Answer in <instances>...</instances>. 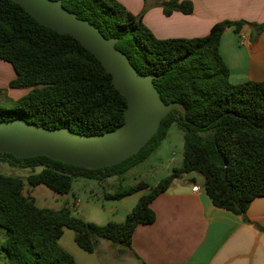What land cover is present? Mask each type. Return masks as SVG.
Here are the masks:
<instances>
[{
	"label": "trees",
	"instance_id": "16d2710c",
	"mask_svg": "<svg viewBox=\"0 0 264 264\" xmlns=\"http://www.w3.org/2000/svg\"><path fill=\"white\" fill-rule=\"evenodd\" d=\"M157 2L165 15L193 10L190 0ZM62 5L104 37H116L115 48L140 73H153L161 99L179 102L184 113L169 111L137 153L111 166L93 169L44 155L19 158L0 152V162L30 171L25 177L0 172V227L6 231L1 248L7 264H77L59 243L64 227L73 230L75 242L87 252L94 251L100 238L121 251L130 247L135 227L155 219L150 203L186 173L201 174L213 205L238 215L245 214L254 198L264 196V81L232 83L219 51L226 29L237 32L250 25L257 34L264 22L224 19L204 36L160 39L141 14H133L118 0H62ZM0 60L15 73L8 87L29 88L10 108L0 107V120L23 118L87 135L113 130L124 120L126 99L100 61L71 35L41 25L12 0H0ZM173 124L183 137L180 165L153 186L139 180L103 194L119 200L147 189L121 222L86 221L65 205L38 207L23 193L25 184H43L66 194L75 178L121 175L145 161Z\"/></svg>",
	"mask_w": 264,
	"mask_h": 264
},
{
	"label": "crops",
	"instance_id": "0c3cea01",
	"mask_svg": "<svg viewBox=\"0 0 264 264\" xmlns=\"http://www.w3.org/2000/svg\"><path fill=\"white\" fill-rule=\"evenodd\" d=\"M118 1L133 14H141L144 24L160 39L204 36L213 24L224 19L264 22V0H190L191 13L173 11L170 15L163 13L157 0ZM219 51L232 83L264 81V28L257 34L250 25H244L237 32L233 28L226 29L220 38ZM0 69L4 70L0 77L7 74L0 79L3 81L0 91L5 92L7 99L15 100L20 92L1 89H6L15 76L13 68L0 60ZM193 174L174 179L150 203L155 219L135 227L130 247L121 251L119 245L100 238L94 251L87 252L75 242L73 230L67 227L59 239L60 245L77 264H264V196L254 198L245 214L238 215L214 206L203 182ZM145 175L139 174L134 182L146 181ZM107 178L95 180V185L86 187V193L100 199L105 192H113L114 189L105 186ZM72 187L71 208L76 210L80 202ZM146 191L119 200L104 198L101 206L85 202L83 206L88 210L85 214L78 213V217L95 223L103 222L91 217L102 218L104 223L121 222Z\"/></svg>",
	"mask_w": 264,
	"mask_h": 264
},
{
	"label": "water",
	"instance_id": "95a60500",
	"mask_svg": "<svg viewBox=\"0 0 264 264\" xmlns=\"http://www.w3.org/2000/svg\"><path fill=\"white\" fill-rule=\"evenodd\" d=\"M12 1L41 25L71 35L90 51L110 73L126 106L123 122L100 134H82L68 127L48 128L23 118L0 120V152L19 158L44 155L93 169L111 166L137 153L169 111L179 109L184 113L179 102L165 103L161 99L153 73H140L126 54L115 48L116 37H104L88 20L64 8L62 0Z\"/></svg>",
	"mask_w": 264,
	"mask_h": 264
},
{
	"label": "rangeland",
	"instance_id": "374dc122",
	"mask_svg": "<svg viewBox=\"0 0 264 264\" xmlns=\"http://www.w3.org/2000/svg\"><path fill=\"white\" fill-rule=\"evenodd\" d=\"M9 67V66H8ZM14 71V70H13ZM0 73L3 74L4 70L0 69ZM7 74H4L0 77V79L5 78ZM14 78V77H13ZM10 80V79H9ZM12 80V79H11ZM3 82V81H0ZM4 89L3 87L1 89ZM29 88H11V91L13 92H20L19 97L23 96L28 92ZM16 95L15 100L18 99ZM14 99H7L5 92L0 91V107L2 108H10L12 106V102ZM182 150H183V137L182 132L176 127L175 124L171 125V127L168 129L166 138L162 141V144L159 145L149 156L148 158L132 167L130 170H127L124 172V174L116 175L111 178H107V181L110 182V184L105 185L106 187H109L114 190L118 188L119 185H125V184H131L134 182L135 178H138L139 174L147 176L145 180L149 182L152 186L153 184H156L158 180L161 178L167 176L173 167H176L180 164V161L182 159ZM40 168H37L36 171H38ZM0 172L11 175V176H20L25 177L30 171L26 168H19L15 166H10L7 163L0 162ZM194 177H198L200 183L203 182V177L201 174L193 172ZM96 181L95 179H87L78 177L76 178L72 189L74 192L78 193L77 198L80 202L79 206L76 207V210L72 209L73 204V195L72 190L68 192V194L65 196V194H59L56 193L49 188H47L45 185L40 184L37 186H29L28 184L24 185L23 193L28 194L31 198L34 199L35 204L38 207L42 208H50V209H58L61 206L65 205L67 206L72 214L75 216H80L79 214H85L87 212V208L83 206V203L89 202V203H95L99 206H101L104 202V198L96 199L93 195H89L86 193V187L88 185H95ZM83 212V213H82ZM79 213V214H78ZM88 216V215H86ZM89 217V216H88ZM94 218V220H100L99 222L103 223H97V224H104V219L98 217H91ZM6 231L5 229L0 227V264H7V259L4 253V250L1 248V244L3 243V240L5 239Z\"/></svg>",
	"mask_w": 264,
	"mask_h": 264
},
{
	"label": "built area",
	"instance_id": "2783aa9c",
	"mask_svg": "<svg viewBox=\"0 0 264 264\" xmlns=\"http://www.w3.org/2000/svg\"><path fill=\"white\" fill-rule=\"evenodd\" d=\"M193 189H196V187H194ZM74 205L76 206L77 205V202H75Z\"/></svg>",
	"mask_w": 264,
	"mask_h": 264
}]
</instances>
